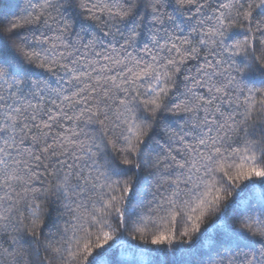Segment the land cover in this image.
<instances>
[{"label": "snow or ice", "instance_id": "6c2138e0", "mask_svg": "<svg viewBox=\"0 0 264 264\" xmlns=\"http://www.w3.org/2000/svg\"><path fill=\"white\" fill-rule=\"evenodd\" d=\"M0 264H264V0L0 12Z\"/></svg>", "mask_w": 264, "mask_h": 264}, {"label": "trees", "instance_id": "16d2710c", "mask_svg": "<svg viewBox=\"0 0 264 264\" xmlns=\"http://www.w3.org/2000/svg\"><path fill=\"white\" fill-rule=\"evenodd\" d=\"M13 10V0H0V12L8 13Z\"/></svg>", "mask_w": 264, "mask_h": 264}]
</instances>
